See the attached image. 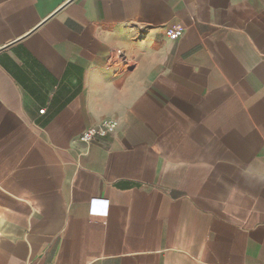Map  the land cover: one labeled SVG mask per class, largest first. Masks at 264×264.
Returning a JSON list of instances; mask_svg holds the SVG:
<instances>
[{
    "label": "crops",
    "instance_id": "1",
    "mask_svg": "<svg viewBox=\"0 0 264 264\" xmlns=\"http://www.w3.org/2000/svg\"><path fill=\"white\" fill-rule=\"evenodd\" d=\"M0 264H264V0H0Z\"/></svg>",
    "mask_w": 264,
    "mask_h": 264
},
{
    "label": "built area",
    "instance_id": "2",
    "mask_svg": "<svg viewBox=\"0 0 264 264\" xmlns=\"http://www.w3.org/2000/svg\"><path fill=\"white\" fill-rule=\"evenodd\" d=\"M183 33L181 30H169L167 36L176 41L182 37ZM121 56V53H118ZM42 114L44 111L41 112ZM119 123L115 120H104L100 124L93 126L85 130L79 137V140L85 144H91L97 139H105L110 135H113L118 129Z\"/></svg>",
    "mask_w": 264,
    "mask_h": 264
}]
</instances>
